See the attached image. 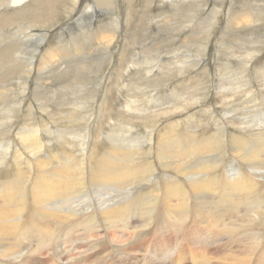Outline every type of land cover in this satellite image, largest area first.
I'll return each instance as SVG.
<instances>
[{"label":"rangeland","instance_id":"rangeland-1","mask_svg":"<svg viewBox=\"0 0 264 264\" xmlns=\"http://www.w3.org/2000/svg\"><path fill=\"white\" fill-rule=\"evenodd\" d=\"M12 1L0 0V157L13 160L15 150L23 151L18 136L26 127L38 130L49 145L61 146L66 137L73 140L71 146L86 145L105 136L108 143L118 137L127 145L126 137L134 136L137 141L129 143L134 146L144 143L143 138L130 132L147 134L156 124L180 118L182 128L196 134L220 132L214 152L221 162L228 159L225 151L235 154L226 141L234 132L264 136V0H124V5L120 0L111 5L86 0L84 18L70 20L67 30L47 38L37 35L62 24L81 0ZM121 7L130 14L127 21ZM110 36L114 41L106 46ZM49 48L54 58H49ZM151 151L140 153L139 161L155 158ZM50 159L51 164L56 160ZM170 162L161 174L177 180L174 172L183 173L178 171L181 163ZM157 166L162 167L155 161ZM186 180L180 179L187 185ZM91 194H96L94 188ZM189 196L194 216L191 192ZM55 210L61 212L60 205ZM59 225L58 254L41 251L35 264H74L88 238L105 234L103 229L93 237L75 232L70 241ZM158 234L140 241L153 248L171 242L176 250L179 237L171 228Z\"/></svg>","mask_w":264,"mask_h":264},{"label":"bare ground","instance_id":"bare-ground-1","mask_svg":"<svg viewBox=\"0 0 264 264\" xmlns=\"http://www.w3.org/2000/svg\"><path fill=\"white\" fill-rule=\"evenodd\" d=\"M85 1L81 0L78 10L62 24L37 37L53 36L67 30L70 20L74 23L75 18H84ZM113 1L99 2L108 5ZM120 1L124 5V0ZM121 8L127 21L130 14ZM113 41V37L107 38L106 46ZM51 50L47 55L54 58L55 51ZM178 119L156 124L145 130L147 134L130 132L143 138L144 143L134 146L129 144L134 136L125 135L127 145L118 137L108 143L107 136L86 145L77 142L79 145L71 146L70 137L61 146L51 140L49 145L38 130L22 129L18 137L23 151L15 150L13 160L0 157V264H35L44 250L57 255L62 233L57 230L59 224L70 241L75 232H87L92 237L99 229L105 232L88 238L87 249L73 260L74 264H183L187 260L191 264H264V136L234 132L226 141L234 145L235 154L225 151L228 159L221 162L217 160L220 154L214 152L221 143L220 130L219 135L207 131L196 134L182 128ZM151 130L156 132L154 136L149 135ZM152 148L155 158L140 162L139 154H149ZM47 155L56 159L53 166ZM189 159L194 163L187 165ZM155 161L163 167L157 166L160 174L174 161L181 163L178 171L183 173L174 172L177 180L163 173L157 176ZM185 178L187 185L180 181ZM92 188L96 194H91ZM189 191L194 216L189 214ZM86 192L90 194L85 196ZM56 205L61 212L55 210ZM165 227L179 237L176 250L164 240L157 248L141 243V238L153 233L154 237ZM89 257L94 258L92 262H88Z\"/></svg>","mask_w":264,"mask_h":264}]
</instances>
